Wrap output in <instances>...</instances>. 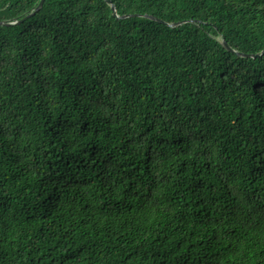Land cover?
Segmentation results:
<instances>
[{
	"label": "trees",
	"instance_id": "obj_1",
	"mask_svg": "<svg viewBox=\"0 0 264 264\" xmlns=\"http://www.w3.org/2000/svg\"><path fill=\"white\" fill-rule=\"evenodd\" d=\"M41 1L0 0V264H264V0Z\"/></svg>",
	"mask_w": 264,
	"mask_h": 264
},
{
	"label": "water",
	"instance_id": "obj_2",
	"mask_svg": "<svg viewBox=\"0 0 264 264\" xmlns=\"http://www.w3.org/2000/svg\"><path fill=\"white\" fill-rule=\"evenodd\" d=\"M44 1L45 0H42L41 1V3H40V5L38 6V8L35 10V12H33L29 17H31V16H33V15H35L37 12H39L41 9H42V7H43V4H44ZM112 11H113V14L114 15H116V10H115V7L113 6L112 7ZM129 17H131V16H124V17H121V19H126V18H129ZM150 18H152V17H150ZM152 19H154V18H152ZM154 20H156V19H154ZM158 21V20H157ZM159 22H162V21H160L159 20ZM0 24H4V25H16V23L14 24H7V23H0ZM224 45V47L226 48V49H228V50H231L228 46H227V44L226 43H224L223 44ZM239 56H242V57H246V58H256V56H245V55H243V54H238Z\"/></svg>",
	"mask_w": 264,
	"mask_h": 264
}]
</instances>
